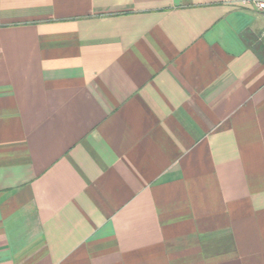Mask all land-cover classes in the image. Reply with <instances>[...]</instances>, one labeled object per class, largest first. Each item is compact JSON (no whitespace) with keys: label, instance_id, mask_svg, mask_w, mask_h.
Listing matches in <instances>:
<instances>
[{"label":"crops","instance_id":"obj_1","mask_svg":"<svg viewBox=\"0 0 264 264\" xmlns=\"http://www.w3.org/2000/svg\"><path fill=\"white\" fill-rule=\"evenodd\" d=\"M0 264H264V14L0 0Z\"/></svg>","mask_w":264,"mask_h":264},{"label":"built area","instance_id":"obj_2","mask_svg":"<svg viewBox=\"0 0 264 264\" xmlns=\"http://www.w3.org/2000/svg\"><path fill=\"white\" fill-rule=\"evenodd\" d=\"M243 2L251 4L257 11L264 14V0H243Z\"/></svg>","mask_w":264,"mask_h":264}]
</instances>
